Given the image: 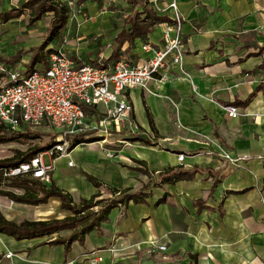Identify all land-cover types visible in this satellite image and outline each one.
I'll return each mask as SVG.
<instances>
[{"label":"crops","instance_id":"1","mask_svg":"<svg viewBox=\"0 0 264 264\" xmlns=\"http://www.w3.org/2000/svg\"><path fill=\"white\" fill-rule=\"evenodd\" d=\"M77 1L84 15L68 19L55 38L46 34L51 12L34 23L28 22V12L0 21V58L21 72L43 71L49 54L61 49L76 65L93 60L112 65L113 38L122 28L126 0ZM24 2L0 0V13ZM153 3L159 15L180 18L184 42L183 62L170 69L167 80L127 91L131 120L154 143L129 141L126 130L92 134L101 139L79 143L67 158H57L48 182L16 178L32 180L27 190L11 185L15 178L0 182V191L32 197L54 183L78 203L99 190L84 175L89 174L117 189L142 190L144 201L111 209L100 229L74 241L67 253L64 244L48 242L72 229L21 239L0 233V264H74L91 251L102 256L100 264H264V90H257L264 82V0ZM162 24L147 41L136 39L128 52L124 43L121 56L141 63L151 54L141 50L142 43L162 44ZM228 105L238 108L237 117L227 115ZM44 162L50 164L51 158ZM176 166L202 171L160 184L159 173ZM164 195L166 202L156 204ZM60 205L57 197L35 204L0 193V216L15 223L70 216Z\"/></svg>","mask_w":264,"mask_h":264},{"label":"built area","instance_id":"2","mask_svg":"<svg viewBox=\"0 0 264 264\" xmlns=\"http://www.w3.org/2000/svg\"><path fill=\"white\" fill-rule=\"evenodd\" d=\"M58 1L69 9L68 19L76 14L84 15L77 0ZM162 26V44L154 48L149 42L142 43L141 50L151 54L136 64L119 56L110 66L90 62L76 65L65 51L57 49L49 54L43 71L21 72L0 58V125L21 131L28 125L49 123L58 135L50 148L38 152L28 162L0 167V182L22 176L48 182V173L56 159L67 158L72 146L79 144L75 136L88 137L90 132L104 136L124 130L129 134L136 132L138 126L130 118L132 105L127 98L128 89L147 88L150 81L167 80L170 69L183 62L180 18L163 22ZM83 106H91L95 112L86 115ZM225 110L232 118L239 115L234 105L226 106ZM45 155L51 158L50 164H45ZM183 158L184 154L177 155L178 161ZM67 165L71 166L72 161H67ZM158 248L164 250L165 246ZM9 256L10 253L6 254ZM101 261L102 256L91 251L84 260L74 264H100Z\"/></svg>","mask_w":264,"mask_h":264},{"label":"trees","instance_id":"3","mask_svg":"<svg viewBox=\"0 0 264 264\" xmlns=\"http://www.w3.org/2000/svg\"><path fill=\"white\" fill-rule=\"evenodd\" d=\"M126 2L127 9L120 17L122 28L113 38V49L109 57L110 60H116L119 56H121L120 50L124 43H127V47L124 49V52H128L134 47V42L136 39L147 41L149 34L153 31L156 25L162 22L172 21L167 16L159 15L154 8L153 2L150 0H126ZM25 11H29V23L36 22L47 13H52V18L46 30L47 37L50 39L57 37L60 30L65 27L69 13L67 6L58 0H25L21 8H13L9 11L0 13V20L2 22H6L8 19L19 16ZM42 48L43 45L39 46L38 49ZM39 55L40 53H36V55L33 57V60H36ZM92 63L96 66H104V64H99L96 60H93ZM263 65L264 63L262 66ZM257 90H264V82L257 87ZM250 98L251 97L246 99V102L250 100ZM83 110L85 111L86 115H91L93 112H95L94 108L91 106H83ZM147 116L152 131L157 135L153 119L148 111ZM47 124L50 125L49 123ZM87 134L91 135L88 137H84L83 135L75 136V142L88 143L101 139L99 137L93 136L92 132ZM41 135L42 134L40 133L28 131V127H26L23 132H20L13 131L0 125V144L15 141L20 138H40ZM57 136V133H51L52 138L49 142L43 145H33L25 152L16 151L12 156L0 160V167L3 166L8 168L21 162H28L38 152L45 151L50 148L55 143ZM127 139L129 141H140L149 145L154 143V139H151L142 128H138L136 132L130 133ZM140 170L143 173L149 174L144 169ZM199 171L202 170L197 167H194L190 170L184 169L182 166L168 167L159 173L158 181L160 184L175 183L179 180L191 179L193 175ZM84 175L87 180L99 190L89 198H81L78 203L73 201L69 192L58 188L54 183H51L47 189L42 188V195L40 197H32L30 194H27V192H25L24 195L18 196L12 192L0 191V193L10 197L14 201L35 204L43 203L49 197H57L61 201L60 206L71 212L70 216L61 219L39 221L23 220L19 223L9 221L3 216H0V233H5L17 239H21L40 237L45 234L59 232L64 229H72V232L68 236H57L55 239L48 242L49 244H64L65 252L67 253L74 241H82L85 234L91 230H99L101 223L108 218V214L111 209L117 206H126L129 201H144V197L147 195L143 193L142 190L132 191L131 188L117 189L105 184L104 182L89 174ZM216 182L217 180L214 182V185ZM31 183L32 180L28 178H22L20 180L15 178L11 180V185L22 186L26 190L30 188ZM166 197L167 196L164 195L156 202V204L165 203ZM195 204L199 205V208L202 206L199 200H197ZM168 206L170 209L173 208L171 203H168ZM95 207L97 209L93 210Z\"/></svg>","mask_w":264,"mask_h":264},{"label":"rangeland","instance_id":"4","mask_svg":"<svg viewBox=\"0 0 264 264\" xmlns=\"http://www.w3.org/2000/svg\"><path fill=\"white\" fill-rule=\"evenodd\" d=\"M25 12L29 13V11H25ZM26 16L24 17V20ZM28 22H29V19H28ZM24 130L25 129L21 130L20 132H23ZM28 131L40 133L42 135L40 138H33V139L20 138L15 141L1 143L0 144V160L12 156L13 154H15L16 151L25 152L28 148H31L33 145H43L51 140L52 138L51 133H56L55 130L46 123H41L40 125H28ZM47 158L48 156L45 155L44 161H46ZM66 160L72 161L71 159H66ZM96 209H97L96 207L93 208V210H96Z\"/></svg>","mask_w":264,"mask_h":264},{"label":"water","instance_id":"5","mask_svg":"<svg viewBox=\"0 0 264 264\" xmlns=\"http://www.w3.org/2000/svg\"><path fill=\"white\" fill-rule=\"evenodd\" d=\"M75 145V144H74Z\"/></svg>","mask_w":264,"mask_h":264}]
</instances>
